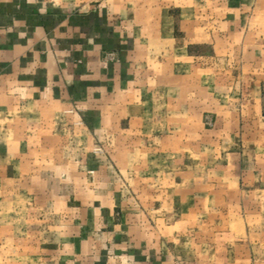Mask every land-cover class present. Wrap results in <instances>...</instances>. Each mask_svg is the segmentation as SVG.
Returning a JSON list of instances; mask_svg holds the SVG:
<instances>
[{"label":"rangeland","instance_id":"rangeland-1","mask_svg":"<svg viewBox=\"0 0 264 264\" xmlns=\"http://www.w3.org/2000/svg\"><path fill=\"white\" fill-rule=\"evenodd\" d=\"M220 2L130 18L137 71L102 119L0 73V264H71L112 236L175 264H264V0L237 26Z\"/></svg>","mask_w":264,"mask_h":264},{"label":"crops","instance_id":"crops-1","mask_svg":"<svg viewBox=\"0 0 264 264\" xmlns=\"http://www.w3.org/2000/svg\"><path fill=\"white\" fill-rule=\"evenodd\" d=\"M174 1L181 3L182 11L188 4V0ZM217 1L225 6L227 24L236 26L249 17L255 2L211 0ZM154 3L0 0V73L30 101L63 104L102 119L110 113L113 83L127 80L137 71L139 30L130 18L155 10ZM71 264L175 263L167 261L162 251L112 236L100 251Z\"/></svg>","mask_w":264,"mask_h":264}]
</instances>
